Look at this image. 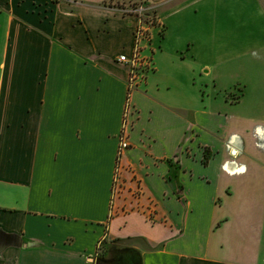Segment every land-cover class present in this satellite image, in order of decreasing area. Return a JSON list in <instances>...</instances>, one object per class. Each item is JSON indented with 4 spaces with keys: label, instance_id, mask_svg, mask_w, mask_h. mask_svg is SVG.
Here are the masks:
<instances>
[{
    "label": "crops",
    "instance_id": "obj_1",
    "mask_svg": "<svg viewBox=\"0 0 264 264\" xmlns=\"http://www.w3.org/2000/svg\"><path fill=\"white\" fill-rule=\"evenodd\" d=\"M122 1L165 22L129 95L127 152L162 223L110 210L128 92L117 59L137 25L114 10ZM215 1L0 0V264H95L104 239L132 237L153 247L128 246L140 264H264V32L241 12L250 3ZM198 79L195 104L185 85Z\"/></svg>",
    "mask_w": 264,
    "mask_h": 264
},
{
    "label": "rangeland",
    "instance_id": "obj_2",
    "mask_svg": "<svg viewBox=\"0 0 264 264\" xmlns=\"http://www.w3.org/2000/svg\"><path fill=\"white\" fill-rule=\"evenodd\" d=\"M209 3H215V0H206ZM231 0H226V2H230ZM121 2V1H120ZM118 2V4H120ZM127 2V1H122ZM129 2V1H128ZM139 3L138 1H136ZM236 2L244 3V4H251V8L247 11L242 10V13L248 14L245 17H253L255 19L256 26L252 28L253 34L255 36L258 34H262L264 32V0H237ZM260 4H259V3ZM257 3V5H256ZM112 4V3H110ZM118 4H115L118 5ZM185 8L184 11L188 15V20H194L197 22L199 20H206L207 15L200 11L195 13L193 8ZM114 10L116 11L115 7ZM117 12V11H116ZM157 12L160 13V9L157 8ZM212 12V10H211ZM119 13V12H118ZM160 16L162 17L161 13ZM184 19H187L186 16H181ZM163 19V17H162ZM132 20V19H131ZM121 22V19H119ZM126 22H121L118 25V22H115L114 26H118L115 30V34L109 36L110 39L114 41H119L122 39L123 33L125 31V26L128 25L129 21L124 20ZM135 21V20H132ZM164 22V19H163ZM126 23V24H125ZM165 25V22H164ZM115 28V27H114ZM165 31V30H164ZM120 33V34H119ZM159 49V48H158ZM160 57V56H159ZM203 81L198 79L196 84V88L192 86H186V94L188 98L194 101L195 104H200L201 93L199 90H203ZM220 92V90H217ZM228 91V89H227ZM133 91L128 90L127 97H126V104L124 107L123 117L120 126V132L117 136V148L115 154V164H114V173H113V180H112V193H111V203H110V210L115 213V216L127 217L129 215H139L141 216L147 223L155 224V223H162L168 221L166 219V214L158 209V205L155 199L149 194L148 191L145 190V185L143 182V176L140 174L136 165L131 163L127 160V152L132 149V144L130 141V134L134 128V124L136 121V117L134 116V112H131L129 103V95ZM230 107V106H228ZM226 108V107H225ZM122 143L126 144V148L120 152V147H122ZM178 160L176 157L171 158L168 160V164H170L171 174L168 176V181H171L173 178V173L175 174L178 171ZM178 187L176 181H171ZM139 246L143 249L152 250V245L145 242L144 239L141 237H132V238H110L104 239L100 242L96 255L94 256V262L97 263L98 256L105 254L107 247H115L118 251L115 256L123 263H125L127 259V255L125 254L124 249H129L128 246Z\"/></svg>",
    "mask_w": 264,
    "mask_h": 264
},
{
    "label": "built area",
    "instance_id": "obj_3",
    "mask_svg": "<svg viewBox=\"0 0 264 264\" xmlns=\"http://www.w3.org/2000/svg\"><path fill=\"white\" fill-rule=\"evenodd\" d=\"M129 1L115 6L117 12L124 17H132L137 21L133 33V47L129 55H120L117 61L128 69V90L134 91L144 82L147 74L153 69L154 40L164 34L165 25L157 6L146 1ZM120 152L126 148L122 143Z\"/></svg>",
    "mask_w": 264,
    "mask_h": 264
},
{
    "label": "trees",
    "instance_id": "obj_4",
    "mask_svg": "<svg viewBox=\"0 0 264 264\" xmlns=\"http://www.w3.org/2000/svg\"><path fill=\"white\" fill-rule=\"evenodd\" d=\"M173 187H174V189L176 190V192L178 194V199H181L182 196L180 195V193H181L182 188L180 186L177 187L175 184L173 185ZM122 251H124L125 253H127L129 251L134 252L135 255H136V257H134V260H135L136 264H140L141 257H140V253L139 252H137L136 250H133L131 248L124 249ZM117 252H120V251H118L117 248L112 247V246L111 247H107V250H106L105 254L98 256V259H97V263L96 264H125V263L121 262L115 256V254Z\"/></svg>",
    "mask_w": 264,
    "mask_h": 264
}]
</instances>
